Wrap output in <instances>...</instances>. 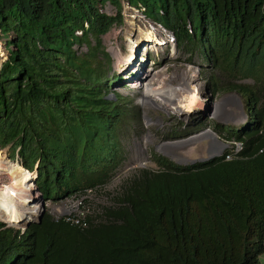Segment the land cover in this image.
<instances>
[{"label":"trees","instance_id":"obj_1","mask_svg":"<svg viewBox=\"0 0 264 264\" xmlns=\"http://www.w3.org/2000/svg\"><path fill=\"white\" fill-rule=\"evenodd\" d=\"M124 2L197 57L212 98L242 99L245 125L211 122L232 143L222 157L180 166L153 153L155 169L119 176L142 120L137 99L112 90L125 84L103 44L124 26ZM0 27L15 34L0 69V147L27 184L0 213V264H261L264 0H0ZM37 189L89 211L54 220L46 210L28 225Z\"/></svg>","mask_w":264,"mask_h":264},{"label":"rangeland","instance_id":"obj_2","mask_svg":"<svg viewBox=\"0 0 264 264\" xmlns=\"http://www.w3.org/2000/svg\"><path fill=\"white\" fill-rule=\"evenodd\" d=\"M104 11L108 13L109 15H115L116 10L110 6L106 5ZM124 19L125 24L122 28L113 29L109 34L104 36L103 38V44L107 48V50L111 53L112 56V65L116 72H118L116 67H119L120 64L116 63V59L112 53L113 47H119L121 53L123 54V59H127L131 56L129 51V38L128 33L129 31L132 32H140V34H143L145 36V32L148 34V30H152L154 28L155 30H160L161 34L159 36H167L166 44L162 45V47H158L157 51L154 52L148 61V67H151L154 65V63L159 62L158 67H154L158 71H162L163 74L160 75V79H163L162 82H165L172 88L177 86L180 83L179 74L185 73L191 70H198L197 77H195L191 83L194 85H197L199 88V97H202L205 100V107L203 110L196 111L194 114L191 115H184L176 113V112H165L161 110L158 107H155L154 104L159 103V96L157 95V90L154 89V84L149 85L148 94L152 97L154 102H151L150 104H145L144 98L142 97L143 94V88L133 87L131 82L129 80L124 81L125 84H129V89H125L124 87H121L118 84L113 85L112 90L114 91H121L123 94L134 96L137 99V103L140 106L141 109V115L142 120L140 127L127 139L124 140V146L127 151V160L125 165L122 168V171L120 173V177H128L132 172L136 171L137 169H155V164L151 162V155L153 153H157L159 155H162L159 153L158 146L162 145L163 143H179V141L187 140L191 137L198 136L199 134H202L204 131L211 130L215 133L213 129V123H217L219 125H232L235 127L243 126L248 120L247 113L245 111L244 105L240 107L237 104L229 105L227 102L223 107L219 108L217 113V118H213L210 113L212 112L209 110V107L214 106V104L222 102L226 97L236 96L239 99H241L237 94L230 93L226 95H221L219 98H212L211 93L209 89L206 86V82L203 78H201V64L197 57L194 58L193 63H189V54L185 52L182 49L178 48V45L175 41H173L172 36L170 35V32L161 29V27L155 26L153 23L146 20L137 10L130 8L127 3L124 5ZM0 38L1 33H0ZM145 43V41H144ZM11 44V43H10ZM9 44V46H10ZM139 45L136 46V49ZM78 49V48H77ZM135 49V51H137ZM80 52L86 51V48L78 49ZM127 57V58H126ZM5 60L2 58L1 61ZM139 61V60H138ZM137 63V62H136ZM137 69H140L137 66ZM151 69V68H150ZM142 71V70H141ZM143 73H146L143 72ZM162 75V76H161ZM155 79V78H154ZM125 80V77H124ZM138 80V78L136 79ZM114 81V80H113ZM134 82H136L134 80ZM133 87V88H132ZM112 97V95L110 96ZM173 101V100H172ZM242 101V99H241ZM243 104V101H242ZM146 119L152 120L153 123H147ZM162 120L161 123H156L157 120ZM184 126V129L187 126V130L190 132H193L195 134L189 135L188 131L186 130L185 133H180L179 135H174L175 133H178L179 128ZM203 127V129H201ZM182 129V128H181ZM193 130V131H191ZM150 133L152 136L151 141L145 142V136ZM219 140L225 142L222 140V138L217 134ZM210 139L203 138L195 140L193 144L190 146H177V153L183 155L184 157L188 158V161L198 160L205 158L207 155ZM228 143L230 149L232 146V143ZM147 146V152L143 154V156L138 152V146ZM183 147V148H181ZM6 150V149H5ZM169 154V153H168ZM11 157L13 160H15V155L11 153ZM147 159H146V158ZM146 159V160H145ZM170 160L179 161L178 159H174L170 156ZM118 176V177H119ZM24 183V182H23ZM25 185V184H24ZM113 186H109L105 191L111 192L113 189ZM37 197V198H36ZM34 200H37L35 203H38V196H36ZM55 197L52 196V199ZM87 199L92 202L94 205L99 204H107V196L105 194L98 195V194H90V196L87 197ZM61 205H64V207L68 206L70 208L69 216H78L77 219L80 220V216L83 218L84 213H88L89 207H86L85 209L83 206V202H81L80 206H76L73 201L69 202H62ZM41 205V204H39ZM72 205V207H71ZM75 205V206H73ZM55 206V205H53ZM68 215V214H66ZM262 264H264V258L260 261Z\"/></svg>","mask_w":264,"mask_h":264},{"label":"bare ground","instance_id":"obj_3","mask_svg":"<svg viewBox=\"0 0 264 264\" xmlns=\"http://www.w3.org/2000/svg\"><path fill=\"white\" fill-rule=\"evenodd\" d=\"M127 5L129 6L128 3ZM161 29L163 28L161 27ZM1 31H2V27H0V33H1V37H3ZM148 31H149L148 34L145 32V36L143 34H140V32L129 31L128 33L129 43L128 44H129V51H130L131 56L128 58L126 57L127 59H123V54L121 53L119 47L112 48V53L116 59V63L120 64L119 67H116L118 71H120L123 66L127 65L128 61L135 59L136 46L140 45L141 42L145 41V46L147 45V49L157 51V48L160 45L158 41L163 40L164 38H162V36L160 39L155 38L154 33L158 35L159 37V35L161 34L160 30L159 31L158 30H148ZM8 33L9 35L6 38L0 40L2 41L0 53L1 51H4L9 56L10 54L9 52L14 50V45L12 43L14 41L15 34L13 31H9ZM170 35L172 36V39L174 40L175 39L174 35L172 33H170ZM136 64H137L136 62H133L132 66H135L137 68ZM154 67H148L146 73H142V74H141L140 69H138V73H137L139 75L138 80H135L136 82L132 81V83H134V86L140 85V87L143 88L144 91H143L142 97L144 98L145 104H150L151 102H154L152 97L147 93L149 89V85L153 83L155 86L154 89L156 90L158 88L157 95L159 96V103L158 104L155 103L154 104L155 107H158L165 112H168V111L176 112L181 115L182 114L184 115V113L185 115H191V114H194L196 111L204 109L206 102L202 97H199L198 86L191 83L192 80L195 77H197L198 70L189 69V71L179 74L178 77L180 79V83L174 88H172L165 82V80L164 82H162L163 79H160L161 77L159 74L161 73L163 74V72L161 70L157 71ZM230 99L237 101L239 98L236 96H231ZM221 105L222 103L219 102V103L214 104L213 107L216 108V110H218L219 108H221ZM146 121L148 124L153 123L152 120L150 119H146ZM161 121L162 120L159 119L157 120L156 123H161ZM203 138L210 139L211 142L209 144V148L210 146L213 147L211 151L212 154L215 153L214 150L216 151L219 148L221 149L222 144L218 140V136L216 135V133L212 132L211 130L204 131L202 134V137L199 139H203ZM151 139H152V136L150 133H148L145 136V142L151 141ZM195 140H198V139L197 138L189 139L183 143H163L162 145L158 146V150L161 153L171 154L174 159L179 160L177 162H182L183 160L187 162L188 158L177 153L176 151L178 149L177 146L179 147L180 146H183V147L190 146L191 144L195 142ZM0 150L2 151V153H0V176L2 175L10 176L9 185L3 187L2 189L0 187V190H1L0 191V213L4 214L6 213V211L8 210L10 206L11 199L16 195L24 194L27 191V184H26L25 179L18 174L19 172H18V167L16 166V164L11 161L9 154H8L9 148H6L5 150L0 147ZM225 150H227V148ZM138 152L143 156V154L147 152V146L146 145L138 146ZM223 153H224V150H223ZM207 157H208V152L205 158ZM229 157L230 156H228L227 158ZM205 158H202V159H205ZM3 160L6 161V163H4ZM193 161H197V160H193ZM173 162L177 164L176 161L173 160ZM204 162H207V161H204ZM189 164L191 163H188L187 165ZM177 165H180V164H177ZM187 165H180V166H187ZM67 200L69 199L65 198L61 202H55L54 200L53 201L45 200V203H46V206L44 205L45 209L48 211L49 215L52 216L54 220L56 218L57 213L61 212L60 208H57V207L61 205L60 203L66 202ZM48 203L51 206L50 208H48Z\"/></svg>","mask_w":264,"mask_h":264},{"label":"water","instance_id":"obj_4","mask_svg":"<svg viewBox=\"0 0 264 264\" xmlns=\"http://www.w3.org/2000/svg\"><path fill=\"white\" fill-rule=\"evenodd\" d=\"M137 61V56L135 57V59L134 60H130V61H128L127 62V65H125V66H123L122 68H121V70H120V72L122 73V74H125L128 70H129V68H130V66H132V64H133V62H136ZM115 71V69L113 68V72ZM231 97L229 96V97H226V99H224L221 103H222V107L226 104V102H228L229 103V105H232V104H237V105H239L240 107H242V101H241V99L239 100H237V101H235V100H233V99H230ZM217 107V106H216ZM209 110H212V112L210 113V115H212L213 116V118H217V113H218V111H220V110H216V108H214L213 106L212 107H209ZM203 134V133H202ZM202 134H199L198 136H194V137H191V138H189V139H193V138H197V139H199V138H201L202 137ZM189 139H187V140H189ZM187 140H183V141H179V143H183V142H186ZM218 140H219V138H218ZM220 142H221V144H222V147H221V149L219 148V149H217L216 151L214 150V152L215 153H213L212 154V149H213V147L212 146H210V148L208 149V157L207 158H205V159H200V160H197V161H185V160H183L182 162H177L176 161V163L177 164H180V165H187L188 163H191V164H194V163H196V162H204V161H209V160H212V159H215V158H219V157H222L223 155H224V153H223V150L225 151V149L227 148H229V145H228V143H225V142H223V141H221V140H219ZM178 143V142H177ZM181 148H183V147H181ZM159 153H161L160 151H159ZM161 154H163V156L164 157H166V158H168V159H170V156L173 158V156L171 155V154H166V153H161ZM35 183V186H37V184H36V182H34ZM37 191H38V193H40V190L39 189H37ZM37 201V200H36ZM35 201V202H36ZM38 201H40V204H41V207H42V209H41V211H40V214H39V217L36 219V220H32V221H30V222H28V225L29 224H31V223H35V224H40L41 222H42V219L44 218V215H45V212H46V209H45V206H46V203H45V199H44V197H43V195L40 193V199L38 200ZM45 205V206H44Z\"/></svg>","mask_w":264,"mask_h":264},{"label":"clouds","instance_id":"obj_5","mask_svg":"<svg viewBox=\"0 0 264 264\" xmlns=\"http://www.w3.org/2000/svg\"><path fill=\"white\" fill-rule=\"evenodd\" d=\"M127 2H124V5L126 4ZM129 4V3H128ZM107 5H110V4H107ZM110 6H112V5H110ZM113 7V6H112ZM129 7H130V4H129ZM114 8V7H113ZM130 8H132V7H130ZM105 9V8H104ZM104 9H103V12L104 13H106L105 11H104ZM115 9V8H114ZM132 9H134V8H132ZM136 10V9H135ZM138 11V10H137ZM124 13V12H123ZM140 13V12H139ZM108 14V13H107ZM141 14V13H140ZM142 15V14H141ZM143 16V15H142ZM144 17V16H143ZM145 18V17H144ZM146 19V18H145ZM147 20V19H146ZM149 21V20H148ZM149 22H151V21H149ZM151 23H153V22H151ZM124 24H125V19H124ZM154 24V23H153ZM155 26H156V24H154ZM152 30H155L154 28H152ZM154 35H155V38L156 39H160L161 38V36H159L158 37V35H156L155 33H154ZM162 38H164V39H167V37L166 36H164V35H162ZM2 39H4V37H2ZM1 38H0V40H2ZM159 40L158 41V43L160 44L159 45V47L160 46H162V45H164V44H166V40ZM173 41H175V39L173 40ZM1 45H2V41H0V50H1ZM137 51H136V56H137V60H139V61H136L137 62V66L140 68V71H141V74L143 73V72H145V71H147V66H148V61H149V58H150V56L154 53V52H156V51H153V50H151V49H147V45L145 46V43L144 42H141L140 43V45L138 46V48L136 49ZM109 52V51H108ZM110 53V52H109ZM110 55H111V53H110ZM9 57L4 51H1V53H0V60L2 59V58H4L5 60H3V61H1V63H0V69H1V67H2V65H3V63L7 60V57ZM112 57V56H111ZM113 66V65H112ZM154 66H159V63L157 62V63H154V65L153 66H151V67H154ZM138 69L135 67V66H130V68H129V70L125 73V74H122L120 71H118V72H116V71H114L113 72V70H112V73H111V77L113 76H119V77H122L123 79H124V77H125V82H126V80H129V82H131L132 83V81H134V80H136L137 78H138ZM123 84H125L124 82H123ZM126 86H129V84H125ZM124 85V86H125ZM133 87H136V86H134V83H132L131 84ZM123 86V87H124ZM132 87V88H133ZM138 87H139V85H138ZM10 177V176H9ZM39 198V197H38ZM40 199V198H39ZM36 200H33V201H31L30 202V204H32L33 202H35Z\"/></svg>","mask_w":264,"mask_h":264},{"label":"built area","instance_id":"obj_6","mask_svg":"<svg viewBox=\"0 0 264 264\" xmlns=\"http://www.w3.org/2000/svg\"><path fill=\"white\" fill-rule=\"evenodd\" d=\"M156 67H158V66H155V68ZM157 70V69H156ZM158 71V70H157ZM242 150V145L241 144H235V149H234V151L236 152V153H239L240 151ZM0 153H2V151L0 150ZM228 159H230V157L228 158ZM4 161V160H3ZM4 163H6V161H4ZM7 185H9V175H2V176H0V187H1V189L3 188V187H5V186H7ZM1 191V190H0ZM70 201H73L74 202V204L76 205V206H80L81 205V200H67L66 202H69L70 203ZM80 204V205H79ZM75 205H73V206H75ZM51 206L49 205V203H48V208H50ZM71 207H72V205H71ZM57 208H60V210H61V212L60 213H57V215H56V218H55V220H59V219H61L62 217H66V218H69V217H72V215H70L69 216V212H70V208H68V206H66L65 208H64V205H60L59 207H57ZM64 208V209H63ZM66 214H68V215H66ZM81 217V216H80ZM71 220H74V217H72V219ZM75 223H79V220H75Z\"/></svg>","mask_w":264,"mask_h":264},{"label":"crops","instance_id":"obj_7","mask_svg":"<svg viewBox=\"0 0 264 264\" xmlns=\"http://www.w3.org/2000/svg\"><path fill=\"white\" fill-rule=\"evenodd\" d=\"M261 260H262V259H261ZM261 260H260V261H261ZM261 264H262V263H261Z\"/></svg>","mask_w":264,"mask_h":264}]
</instances>
